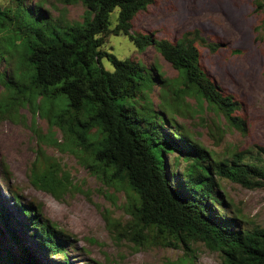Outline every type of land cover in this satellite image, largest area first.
<instances>
[{
	"label": "trees",
	"instance_id": "trees-1",
	"mask_svg": "<svg viewBox=\"0 0 264 264\" xmlns=\"http://www.w3.org/2000/svg\"><path fill=\"white\" fill-rule=\"evenodd\" d=\"M29 2L0 5V118L14 120L20 107L28 106L50 128L60 129L63 142L53 138L54 144L73 153L89 174L112 189L102 192L113 206L114 193H124L119 207L125 220L108 208L101 211L115 242H128L134 250L190 251L200 241L219 252L221 264H264V226H241L242 214L231 208L219 182L264 189V147H257V161H243L244 150L221 157L177 122L189 111L186 98L195 96L205 103L203 110L227 126L245 129L233 97L223 94L200 64L196 42L205 44V38L198 31L173 41L133 32V19L152 0H60L63 5L80 2L81 21L53 18L41 0ZM255 6L264 10V0H255ZM110 35L127 36L139 52L152 47L177 76L164 77L155 64L119 59L104 48ZM207 46L214 51L220 44ZM37 170L38 188L52 195L69 173L42 152L29 175ZM12 194L11 209L0 202V264H45L39 252L60 255L59 264H71L67 247L73 246V236L37 213L38 205H23ZM13 208L22 220L15 219Z\"/></svg>",
	"mask_w": 264,
	"mask_h": 264
},
{
	"label": "rangeland",
	"instance_id": "rangeland-1",
	"mask_svg": "<svg viewBox=\"0 0 264 264\" xmlns=\"http://www.w3.org/2000/svg\"><path fill=\"white\" fill-rule=\"evenodd\" d=\"M35 1L30 0L29 4L33 5ZM41 2L53 18L63 16L67 21L82 20L84 6L80 2L70 5H63L60 0ZM8 4L9 0H0L1 6ZM132 31L152 32L170 41L194 31L205 38V44L196 42L200 64L222 93L233 97L238 105L235 114L244 122L245 129L227 126L214 112L203 110L205 103L201 105V99L195 96L186 98L189 111L178 115L177 122L206 149L221 157L244 150L243 161H257L260 156L257 147H264V10L256 8L255 0H152L145 11L133 19ZM207 43H219L220 47L213 51ZM104 48L119 59L139 61L148 67L155 64L164 77L175 78L178 74L152 47L139 52L125 35L108 36ZM102 64L111 69L106 59ZM1 90L0 85V99ZM154 100L158 101L157 98ZM18 113L14 120L0 118V202L11 209L12 193L15 192L23 205H38L37 213L73 236L69 238L73 246L67 247L71 264H95L90 263L91 260L99 264L222 263L219 252L200 241L192 243L190 251L183 247L162 246L134 250L128 242H115L101 211L108 208L114 217L125 220L127 216L119 207L124 201V193H114L117 207L113 206L111 198L102 192L107 188L78 163L73 153L54 144V139L57 143L63 142L58 127L50 128L48 120L42 115H34L28 106L20 107ZM49 132H54V137L50 138ZM38 149L70 173L65 174L64 186L53 191V195L38 188L41 184L38 170L29 175L30 167L40 155ZM219 182L220 191L233 204L231 208L242 214L245 222L241 226L250 229L264 226V189L244 188L228 179ZM80 189L87 190L88 194ZM12 211L15 219L22 220L16 209ZM76 212L82 215L81 226L71 220V215ZM38 254L45 264H59L62 260L60 255Z\"/></svg>",
	"mask_w": 264,
	"mask_h": 264
},
{
	"label": "bare ground",
	"instance_id": "bare-ground-1",
	"mask_svg": "<svg viewBox=\"0 0 264 264\" xmlns=\"http://www.w3.org/2000/svg\"><path fill=\"white\" fill-rule=\"evenodd\" d=\"M87 214V213H86ZM91 222L94 223V219L90 217ZM71 220L75 225L81 226L82 225V215L79 212L74 213L71 215ZM86 223V222H85ZM90 223V222H89Z\"/></svg>",
	"mask_w": 264,
	"mask_h": 264
}]
</instances>
